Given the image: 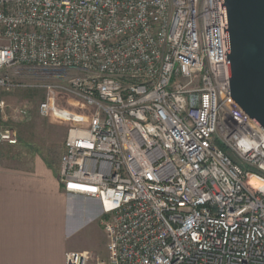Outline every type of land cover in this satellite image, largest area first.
Wrapping results in <instances>:
<instances>
[{
	"label": "built area",
	"instance_id": "1",
	"mask_svg": "<svg viewBox=\"0 0 264 264\" xmlns=\"http://www.w3.org/2000/svg\"><path fill=\"white\" fill-rule=\"evenodd\" d=\"M53 82L92 111L57 177L106 238L65 264H264V131L230 96L221 0H0V95Z\"/></svg>",
	"mask_w": 264,
	"mask_h": 264
},
{
	"label": "crops",
	"instance_id": "2",
	"mask_svg": "<svg viewBox=\"0 0 264 264\" xmlns=\"http://www.w3.org/2000/svg\"><path fill=\"white\" fill-rule=\"evenodd\" d=\"M73 197L40 156L25 164L0 151V264H65L71 252L100 260L74 244ZM86 206L102 220L99 206Z\"/></svg>",
	"mask_w": 264,
	"mask_h": 264
},
{
	"label": "rangeland",
	"instance_id": "3",
	"mask_svg": "<svg viewBox=\"0 0 264 264\" xmlns=\"http://www.w3.org/2000/svg\"><path fill=\"white\" fill-rule=\"evenodd\" d=\"M30 85H40L32 73L25 74L24 78ZM53 85L62 87L49 93L40 88L16 90L10 94L0 95L5 102L3 119H0V128L12 129L17 135L15 146L0 145V151L6 158H14L27 164L34 156H40L50 163L57 173L58 161L63 153L67 130L76 126H86L91 109L72 92L66 84L53 82ZM48 102L49 112L42 117L39 114V104ZM25 107L27 117L21 118L15 114L16 110ZM73 207L74 244L80 250H86L91 255L105 260V235L100 225L101 217L97 212L90 210L86 205L97 208L94 200L76 196Z\"/></svg>",
	"mask_w": 264,
	"mask_h": 264
},
{
	"label": "water",
	"instance_id": "4",
	"mask_svg": "<svg viewBox=\"0 0 264 264\" xmlns=\"http://www.w3.org/2000/svg\"><path fill=\"white\" fill-rule=\"evenodd\" d=\"M230 96L264 131V0H221Z\"/></svg>",
	"mask_w": 264,
	"mask_h": 264
}]
</instances>
